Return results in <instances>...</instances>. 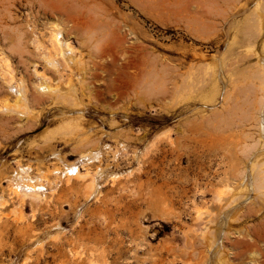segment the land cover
Instances as JSON below:
<instances>
[{
	"label": "rangeland",
	"instance_id": "1",
	"mask_svg": "<svg viewBox=\"0 0 264 264\" xmlns=\"http://www.w3.org/2000/svg\"><path fill=\"white\" fill-rule=\"evenodd\" d=\"M263 5L264 0H0V54L18 78H27L28 107L35 110L18 109L24 118L0 112V193L18 161L36 175L59 164L54 153L72 162L79 152L104 151L107 145L104 163L94 167L125 173L136 167L131 153L154 143L130 181L104 184L100 201L81 204L78 185L61 183L57 194L44 190L46 199L25 205L19 220L10 213L19 201L7 194L9 204L0 210V264H200L223 227L230 230L223 239L230 264L264 261V196L254 200L245 190L237 203L232 194L221 202L216 196L238 185V172L252 154L249 145L259 139ZM26 23L39 34L51 24L66 25L65 36L87 58L74 66L79 75H65L62 85L54 70L34 58ZM35 61L60 82L62 93L73 85L67 97L75 94L76 100L38 93ZM4 88L0 81V103L13 96ZM121 141L129 151L116 162L107 153ZM60 231L59 240L48 237ZM34 234L42 245L31 239ZM254 245L260 253H251Z\"/></svg>",
	"mask_w": 264,
	"mask_h": 264
},
{
	"label": "bare ground",
	"instance_id": "2",
	"mask_svg": "<svg viewBox=\"0 0 264 264\" xmlns=\"http://www.w3.org/2000/svg\"><path fill=\"white\" fill-rule=\"evenodd\" d=\"M262 3V1H261ZM257 6H259V2L257 3ZM256 6V7H257ZM262 6V4L260 5ZM264 6V5H263ZM258 8H261V7H258ZM257 9V8H256ZM258 10V9H257ZM261 11L259 10L258 13H260ZM257 13V12H256ZM257 13V17L261 16L262 15H259ZM260 14H264V13H260ZM259 15V16H258ZM105 17V16H104ZM264 17V16H263ZM29 18V17H28ZM256 18V17H255ZM260 19V18H258ZM30 20V19H28ZM257 20V18H256ZM261 22L259 21L258 23H260V31L264 30V22H262V18L260 19ZM30 22V21H29ZM33 23V22H32ZM56 23H59V22H56ZM27 24V23H26ZM29 24V23H28ZM25 25L28 27L29 31L31 32V38H30V45L32 46V49H33V52L35 54L34 58H38L39 61L41 62V64L44 66V67H48L50 69H52V71L54 70V72L52 73H57V75L59 76L58 78L56 79H60L59 81L63 82L62 79H64L65 75H70L72 74L73 70H76L74 68V66H78V64L80 63L83 54H82V57H81V51L80 49L74 44V42L72 41L73 39L72 38H67L65 36V29L67 28L66 25H60V24H51V26L47 29V32L44 34H39L37 32V30L33 27V25ZM66 26V27H65ZM37 27V25H36ZM75 27V26H74ZM69 28V27H68ZM18 33L22 36L23 35V32L22 30H20V28L17 29ZM24 30V29H23ZM67 30V29H66ZM77 30V29H76ZM16 32V30H15ZM16 32V33H17ZM40 32V31H39ZM76 32V31H75ZM67 33V31H66ZM25 34V33H24ZM74 34V33H73ZM18 37V35H16ZM24 37V36H23ZM76 37H77V34H76ZM17 39V38H15ZM25 40V38H24ZM19 40H17L18 42ZM21 42V40H20ZM28 42V41H27ZM22 43V42H21ZM19 44V42H18ZM26 45V44H25ZM16 46H20L19 45H16ZM26 48L28 46H25ZM25 48V49H26ZM29 48V47H28ZM27 48V49H28ZM20 49L24 50V48H22V44H21V47ZM21 50V51H22ZM29 51V50H27ZM3 52V51H2ZM29 53V52H28ZM84 53V52H82ZM33 54V53H32ZM85 54V53H84ZM2 56V53L0 54ZM6 55V54H5ZM31 55V54H30ZM253 55V54H252ZM32 56V55H31ZM32 56V57H33ZM262 57V56H261ZM259 57V60L260 58ZM264 57V56H263ZM262 57V58H263ZM87 59V58H86ZM85 57H84V61L86 60ZM263 64H264V59H261V61ZM11 62L9 63V60L6 58V57H1L0 59V81L2 82L3 86L8 90L10 91L13 95V96H9L8 98L4 99L1 101L0 103V112L1 114L2 113H5V116L7 113H9L8 111L11 112V115L14 114L13 112H16V116L19 114H17V110L19 109L20 113L22 112L20 109H23L27 112V114H29L30 111H33L31 110L28 106L30 104H28L30 102V99L31 97H28L31 92H29V89L27 91V83L25 84V81L21 78H18L14 73H13V70L11 68ZM85 65V62L83 63ZM82 64V66H83ZM261 64V63H260ZM258 65H259V61H258ZM80 67L81 69L83 67ZM261 66V65H260ZM259 66V67H260ZM39 67H40V64L38 63V61L34 63V68H33V74L32 76L34 75V80H33V84L37 90V92L41 93L42 94H49L50 97H52V99H64V100H67L68 99H71V95H69L67 97V95L69 94L70 91H72V87H74L73 85L71 86V83H72V80L73 78L70 76L68 79H71V82L70 80L68 81L67 79V84H69L68 82H70V86H71V89L69 87V90H65V91H68L66 93L68 94H65L64 91L62 93V90L59 88L60 87V82L59 83H55L54 80L51 78V76H49L47 73H45L44 71L42 70H39ZM262 67V66H261ZM77 68V67H76ZM88 68H89V65H88ZM86 68V70L88 69ZM263 68H264V65H263ZM80 69V70H81ZM84 69V68H83ZM85 70V69H84ZM79 71V69H78ZM259 71V70H258ZM263 71V70H262ZM85 73V71H83ZM82 72V73H83ZM17 73V72H15ZM74 73V72H73ZM77 73V72H75ZM74 73V74H75ZM77 75H79L77 73ZM76 75V78H80V76H77ZM80 75H83L84 74H80ZM86 75V74H85ZM263 75V74H262ZM23 76V75H22ZM31 76V77H32ZM82 76V77H83ZM88 76L89 73H88ZM261 75L259 74V77ZM30 77V76H29ZM28 77V78H29ZM73 77H75L73 75ZM85 77V76H84ZM76 79V81H78ZM81 79V78H80ZM85 78H82V80H84ZM261 79V78H260ZM29 80V79H28ZM88 80V79H87ZM56 81V80H55ZM86 81V79L84 80ZM84 81H82L83 85H84ZM27 82V81H26ZM66 82V81H65ZM74 82V80H73ZM260 82H262L260 80ZM54 84H58L59 86L57 85H53ZM77 83V82H76ZM87 83V82H86ZM62 85L64 84L61 83ZM67 84L65 86H67ZM73 84V83H72ZM78 84V83H77ZM261 84V92H262V95L260 96L259 100H258V105H259V113H258V117H257V125L259 127V133H258V137L259 138L258 140H254V145L250 147L249 145V149H251V155L249 157H247V160H249L243 169H241L238 174V185L237 186H234V187H225V188H222V190H219L217 193H216V196L218 197L217 200L219 202L222 201V196L226 195V194H232L233 195V199H232V202H236L237 203V200L242 201L241 199H238V198H242V193L244 195L245 193V190H246V194L248 192L249 194V191H251V193H253L254 195H252L254 197V200L256 198H260V197H263L264 196V79H263V82L260 83ZM79 85V84H78ZM77 85V86H78ZM81 85V84H80ZM68 87V86H67ZM76 87V86H75ZM82 86H80V89H81ZM84 87V86H83ZM4 88V89H5ZM77 88V87H76ZM253 89V88H252ZM255 89V88H254ZM35 90V92H36ZM78 91V88L76 89ZM7 91V92H8ZM74 91H75V88H74ZM80 91V90H79ZM77 93V92H76ZM82 93V92H81ZM36 94V93H34ZM33 94V95H34ZM41 94V95H42ZM46 94V96H47ZM32 95V94H31ZM38 95V97L40 96V94H36ZM34 95V96H36ZM48 95V96H49ZM79 95V94H78ZM8 96V95H7ZM45 96V97H46ZM47 96V97H48ZM77 96V95H76ZM84 96V95H83ZM89 96V95H88ZM71 97V98H69ZM258 97V96H257ZM34 98V97H33ZM37 98V96H36ZM35 98L34 101H36L35 103H37V99ZM74 101L76 100L75 98V94H74ZM43 99V102H44V96L43 98H41V100ZM46 99V98H45ZM80 99H81V96H80ZM32 100V99H31ZM39 100V99H38ZM47 100V99H46ZM50 100V99H49ZM72 100V99H71ZM70 100V101H71ZM83 100V99H82ZM40 101V100H39ZM54 101V100H53ZM57 101V100H56ZM70 101H69V104H70ZM73 101V102H74ZM41 102V101H40ZM42 102V104H43ZM65 102V101H64ZM77 102V101H76ZM33 103V102H32ZM35 103L33 105H35ZM78 103V102H77ZM76 103V104H77ZM84 103V102H82ZM45 104V103H44ZM61 104V103H60ZM59 104V105H60ZM75 104V103H74ZM75 104V105H76ZM79 106L78 108L81 106L80 103H78ZM32 105V104H31ZM30 105V106H31ZM41 105V104H40ZM72 105V104H71ZM46 106V104H45ZM30 109H28V108ZM48 107V106H47ZM74 107V106H73ZM84 107V106H83ZM81 107V108H83ZM49 108V107H48ZM68 108V107H67ZM34 109V107H33ZM36 109V108H35ZM39 109V108H38ZM37 109V110H38ZM43 110V107L42 109ZM39 112V114L41 115V111ZM45 110V109H44ZM47 110V109H46ZM73 110H76L73 109ZM78 110V109H77ZM18 111V112H19ZM24 112V111H23ZM22 112V113H23ZM35 112V110L33 111ZM81 112V110H79V113ZM83 112V111H82ZM32 113V112H31ZM66 113V112H65ZM64 113V114H65ZM73 113V112H72ZM78 113V114H79ZM24 114V113H23ZM75 115V112L73 113ZM82 114V113H81ZM4 115V114H3ZM10 115V114H8ZM7 115V116H8ZM72 115V114H71ZM80 115V114H79ZM250 115V114H249ZM15 116V115H14ZM24 116V115H23ZM33 116V115H32ZM64 116H67V115H63L62 114V117ZM19 117H22V114L21 116L18 115V118ZM26 117V116H25ZM39 117V115H38ZM84 117V116H83ZM17 118V119H18ZM24 118V117H22ZM36 118V117H34ZM82 117H80L79 119L81 120ZM85 118V117H84ZM31 121H32V118H30ZM66 119V118H65ZM68 119V118H67ZM72 119V117H71ZM77 119V118H76ZM83 119V118H82ZM250 119V118H249ZM25 120V119H24ZM19 121V120H18ZM22 121V120H21ZM20 121V122H21ZM28 121H30L28 119ZM74 121V119H73ZM83 121V120H82ZM81 121V122H82ZM23 122V121H22ZM21 122V124H22ZM27 122V121H26ZM64 122V120H63ZM67 122V120H65V123ZM69 122V121H68ZM71 122V120H70ZM77 122V121H76ZM64 123V124H65ZM74 123V122H72ZM72 123H70V125H72ZM80 123V122H78ZM29 124V123H28ZM31 124V122H30ZM66 125V124H65ZM23 126V125H22ZM26 126V125H25ZM32 126V125H31ZM68 126V125H67ZM77 126V125H76ZM75 126V127H76ZM80 126V125H79ZM84 126V125H83ZM64 127V126H63ZM31 128V127H29ZM68 128V127H67ZM66 128V129H67ZM77 128V127H76ZM85 128V127H84ZM70 129V128H69ZM74 129V127H73ZM81 130H82V125H81ZM29 131V130H28ZM66 131V130H64ZM70 131V130H69ZM94 131V130H93ZM75 132V131H74ZM78 132V131H76ZM90 132V130H89ZM87 132V133H89ZM70 133V132H69ZM80 133V132H79ZM86 133V134H87ZM93 133V132H92ZM71 134V133H70ZM75 134H73L74 136ZM91 135V134H90ZM87 136L85 138H87V140L92 137L91 136ZM81 136L82 135H77V137ZM110 136V135H109ZM84 137V135H83ZM89 137V138H88ZM96 136H94L93 138H95ZM127 137V136H126ZM79 138V137H78ZM113 138V137H111ZM119 138V137H118ZM117 138V139H118ZM123 138V137H122ZM120 138V139H122ZM125 138V137H124ZM77 139V138H76ZM83 139V138H82ZM115 139V137L113 138ZM119 139V140H120ZM85 140V141H87ZM90 140V139H89ZM88 140V141H89ZM93 140V139H92ZM95 140V139H94ZM93 140V141H94ZM127 140V139H126ZM69 141V140H68ZM79 141V140H77ZM87 141L88 144H86V142H83L84 144L83 145H89L90 143ZM91 141V140H90ZM103 141V140H102ZM117 141V140H115ZM123 141V140H122ZM121 141V142H122ZM52 142V141H51ZM80 142V141H79ZM97 143L99 142V139L96 141ZM119 143L120 147L117 148V149H114L113 152H110L106 151L107 154H109L111 156V158H113L114 161L118 162L119 160V156L123 153V152H126L128 150V144H124L126 142H122V143ZM78 143V142H77ZM92 143V142H91ZM95 145V141L93 142ZM86 145L84 146L85 149H88L86 148ZM154 145L153 142H150V144H147L146 147L141 151H134L133 153H131V158L134 159V161H136V167L134 169H132V167H130L132 170L130 171H126L125 173L124 172H117V171H114V170H110V167L109 165L107 166H99V167H94V163L95 162H99V164L101 162L104 163V161H101L102 158H103V154L105 152L106 149H110L109 146L106 145V148L104 146V151H103V148L101 150V148H95V149H92V150H87V151H83V152H79L78 153V159L75 160V161H69L67 162L68 160H63L59 157V154L57 153H54V156L57 157V159L55 160H58V163L59 164H55L53 166V168H49V170H43V169H39L37 170V174L34 175L33 174V167L32 166H29V165H24L22 164L20 161L17 162V170H16V173L15 174H11L9 175L8 177H6L4 180L5 182L7 183V188L6 190L4 189L1 193H0V210L2 208H5L8 204H9V199L8 197H13L16 199V201L18 200L19 201V204L16 205L15 203V206L13 207V209L11 210V214H13V216L16 218V219H19V220H22L24 219L25 215H24V206L27 205V204H33L37 201H43L44 199L47 198V195H46V191H49L51 190L52 192H58L59 188H60V185L61 183H65V184H68V185H71V186H75L76 184L78 185V188L80 189L79 193L81 194V197L83 198V200L81 201V204L83 202L84 205H86L87 203H89L91 200H95V201H100V199L102 198L103 196V192H102V187L104 186V184H106L107 186H119L123 183H126L128 181H130L131 177L134 175V172L135 171H138L141 166H142V163H143V160L144 158L149 155L148 153H150V149L151 147ZM248 145V144H247ZM252 145V144H251ZM92 146V144L90 145ZM89 147V146H87ZM76 148V147H73V149ZM116 148V147H115ZM248 148V147H247ZM138 150V149H137ZM129 151V150H128ZM54 152V151H53ZM52 152V153H53ZM132 152V150H131ZM248 151H246L247 153ZM249 153H250V150H249ZM61 155V154H60ZM61 157H65V156H61ZM54 160V159H53ZM40 162H42L40 160ZM115 162V163H116ZM55 163V162H54ZM53 163V164H54ZM110 163V162H109ZM52 164V165H53ZM39 166V165H38ZM97 166V165H96ZM3 167V166H2ZM7 174V173H6ZM101 180H104V182ZM3 181V179H2ZM249 190V191H247ZM51 192V193H52ZM50 193V192H49ZM7 194H8V197H7ZM57 194V193H56ZM78 195V194H77ZM240 196V197H239ZM245 196V195H244ZM248 196V195H247ZM256 197V198H255ZM249 198V197H248ZM244 199V198H243ZM253 199V198H252ZM244 200H248L247 197L244 199ZM257 200V199H256ZM260 201V200H259ZM230 202V204L232 203ZM235 203V204H236ZM229 204V205H230ZM80 205V204H79ZM228 205V206H229ZM232 205V204H231ZM230 205V206H231ZM236 205L233 204L232 207L235 208ZM238 206V205H237ZM240 208V207H239ZM229 209V208H228ZM227 209V210H228ZM238 209V208H237ZM226 210V212H227ZM234 210V209H233ZM242 211V210H241ZM240 211V212H241ZM83 212V211H82ZM81 212V213H82ZM243 212V211H242ZM78 213V212H77ZM81 213H78L76 216L77 218H80V216L82 215ZM228 213V212H227ZM225 214V213H224ZM239 215V213H238ZM83 216V215H82ZM229 218L230 220H233L232 218V215L229 213ZM237 216V215H235ZM234 216V219H236ZM222 218H225V217H222ZM222 218L220 220H222ZM238 218V217H237ZM227 220V218L225 219ZM229 220V221H230ZM234 221V220H233ZM221 222V221H220ZM226 224V222L223 221L221 222L222 224ZM231 222V221H230ZM232 223V222H231ZM264 223V222H263ZM261 224L260 226H264V224ZM221 224V225H222ZM222 225V226H226V225ZM228 224V223H227ZM55 225H60L59 222H57ZM220 225V226H221ZM230 225V224H229ZM231 227V226H230ZM224 228V227H223ZM221 228L218 233L216 235H214L213 239L210 240L209 242V249H208V254L209 256L207 257L206 260H203L204 262L200 263V264H226L227 262H229V254H228V250H227V247L225 246V244L223 243V239L226 235H228L229 231L230 230H227L226 229H223ZM259 230H262L261 227H257ZM256 228V229H257ZM263 228V227H262ZM231 229V228H230ZM35 231V230H34ZM253 232V231H252ZM259 233V231H256ZM261 232V231H260ZM263 232V230H262ZM261 232V233H262ZM38 233V232H37ZM63 233V232H62ZM214 233V232H213ZM216 233V232H215ZM214 233V234H215ZM238 233V232H237ZM260 233V234H261ZM264 233V232H263ZM61 234V231L56 233L55 235H48L49 238H54V239H58L59 240V236ZM62 235V234H61ZM254 235L257 236V233H255ZM253 235V236H254ZM223 236V238H222ZM254 236V237H256ZM261 236L263 235H260L257 236L260 238V241H261ZM61 237V236H60ZM30 239V238H29ZM31 239L35 240V243L37 244H41L44 243L42 242L41 240H39V238L37 237L36 234H34ZM53 239V240H54ZM61 239V238H60ZM259 240V239H258ZM255 241V240H254ZM258 241V242H260ZM264 241V238L263 240ZM261 241V242H262ZM248 242V241H247ZM255 246V245H254ZM252 247V246H251ZM250 248V247H249ZM253 248V247H252ZM256 249H253L251 251L252 252H255V253H260L261 251L258 250L257 246H255ZM45 249V248H44ZM260 249V248H259ZM259 251V252H258ZM242 254V253H241ZM262 254V253H261ZM252 260V259H251ZM254 262V261H252ZM230 264V262H229ZM258 264H264V261H260L258 262Z\"/></svg>",
	"mask_w": 264,
	"mask_h": 264
}]
</instances>
